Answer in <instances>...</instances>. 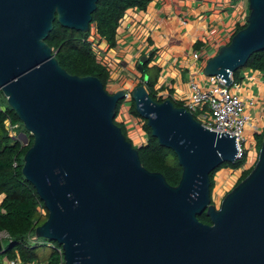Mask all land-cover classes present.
<instances>
[{
	"label": "water",
	"instance_id": "1",
	"mask_svg": "<svg viewBox=\"0 0 264 264\" xmlns=\"http://www.w3.org/2000/svg\"><path fill=\"white\" fill-rule=\"evenodd\" d=\"M97 3L0 0V88L34 138L23 174L49 212L36 236L57 242L65 264H264V131L253 170L217 207L210 174L239 158L236 137L139 84L131 99L183 172L173 186L148 170L116 123L127 91L111 93L96 76L70 74L46 42L56 20L89 31ZM248 3L247 26L204 67L227 85L264 50V0ZM148 61L139 60L143 74ZM19 136L28 142L27 133ZM203 212L211 224L198 218Z\"/></svg>",
	"mask_w": 264,
	"mask_h": 264
},
{
	"label": "trees",
	"instance_id": "2",
	"mask_svg": "<svg viewBox=\"0 0 264 264\" xmlns=\"http://www.w3.org/2000/svg\"><path fill=\"white\" fill-rule=\"evenodd\" d=\"M152 1L98 0L89 31L67 28L56 20L46 42L51 46L59 63L67 72L79 76H96L107 88L112 69L94 49V40H98L99 43L104 42L109 49L115 48L118 29L128 10L135 8L145 10ZM246 26L247 23L238 24L231 39ZM231 39L227 44L231 42ZM196 48L200 49V44L197 43ZM154 57L153 52L150 54L149 61L144 64L145 73L142 76V83L146 85L150 95L155 100L171 99L177 106L182 107L183 102L175 100L172 94L167 97L159 95L156 86L161 75V68L149 65ZM244 71H260L264 74V50L255 52L244 68L233 73L236 83L245 79ZM145 75H148L147 81H145ZM130 101L129 112L134 118L142 120V129L147 135L144 143L141 145L134 144L139 150L143 165L148 170L163 173L169 184L178 185L183 169L176 153L172 149L162 146L159 140L152 135L147 121L138 113L134 100L131 99ZM124 103L125 100L119 102L117 116L120 114ZM194 117L197 118L196 115ZM116 123L122 128L127 139L133 142L129 136L127 124L117 119ZM16 124L19 126L14 130V136L10 125ZM22 132L29 136L27 143L17 137ZM255 139L257 147L260 149L263 132L256 134ZM33 142V136L25 129L23 122L15 110L10 107L0 88V233L7 232L9 234L7 239L9 243L7 247L5 246V255L8 259L18 258L22 264H65L62 247L57 242L50 241L52 244H48L49 240L36 236V228L48 219L49 212L34 185L23 174L24 156ZM248 159L249 150H244L242 156L235 162H224L212 171L210 174L212 192L217 183L216 174L221 169L242 170L236 185L245 179L257 162L256 158L253 166L245 168ZM198 218L206 224L212 223L206 212L200 214ZM34 237L37 238L34 239ZM43 247L47 248L46 252L42 251Z\"/></svg>",
	"mask_w": 264,
	"mask_h": 264
},
{
	"label": "crops",
	"instance_id": "3",
	"mask_svg": "<svg viewBox=\"0 0 264 264\" xmlns=\"http://www.w3.org/2000/svg\"><path fill=\"white\" fill-rule=\"evenodd\" d=\"M246 6V0H153L145 10H128L118 29L116 47L109 49L100 43L104 61L112 69L108 91L115 93L142 84L139 60L144 55L150 58L154 52L149 65L161 68L156 86L159 95L189 97L190 79L203 78L207 61L203 54L195 59L194 53L209 49L210 57L215 55L221 47L216 40L230 31L233 34L239 16L248 11ZM197 43L200 49L196 48ZM247 76L244 88L237 91L243 98L255 101L250 111L258 118L262 116L259 100L264 96L263 73L254 71ZM120 112L118 121L127 122V126L135 123L128 107L123 106ZM145 137L139 139L140 144L146 141Z\"/></svg>",
	"mask_w": 264,
	"mask_h": 264
},
{
	"label": "built area",
	"instance_id": "4",
	"mask_svg": "<svg viewBox=\"0 0 264 264\" xmlns=\"http://www.w3.org/2000/svg\"><path fill=\"white\" fill-rule=\"evenodd\" d=\"M248 17L249 13L246 12L245 14H243L240 21L244 20L246 24L247 22L245 18L248 21ZM94 42V49L100 55L103 52L102 47L98 40H94ZM201 54H203V56H205L207 60L210 58L209 49H202L195 52L194 58L200 59ZM246 74L248 75L249 73ZM247 75L245 76V79L248 78ZM231 79L232 84L227 85V81L219 77V75L207 76L204 74L202 79L191 77L190 84L192 87V94L187 98H178L173 95L172 97L175 100L182 101V107H185L193 115H196V119L199 120L207 128L220 133L227 132L231 136H235L239 149L238 157H241L244 150H248L245 147V144L248 140V135L250 136L248 131H253L251 140L249 141L250 144H252L253 141L255 142V144H257L255 135L264 131V125L262 126V128H260L263 118L261 116H259L258 118L254 117V115L250 111V108L253 107L255 101L243 98L237 91L242 87L244 80L241 82V84L236 83L234 81L233 74H231ZM125 90L127 91V99L125 100V102H127L131 100V93L133 88H128ZM160 96L167 97L170 96V94H163ZM18 126V124L10 125V129L13 132L14 136V130ZM6 238H9V234ZM35 238L37 237H34V239ZM47 243L52 244V242L50 241H48ZM0 264L22 263L18 258L8 259L6 257L4 262Z\"/></svg>",
	"mask_w": 264,
	"mask_h": 264
},
{
	"label": "rangeland",
	"instance_id": "5",
	"mask_svg": "<svg viewBox=\"0 0 264 264\" xmlns=\"http://www.w3.org/2000/svg\"><path fill=\"white\" fill-rule=\"evenodd\" d=\"M246 1H247L246 8L248 9V11L246 10L244 12V14L246 12H248V13L250 12L249 11L248 0H246ZM242 16H243V14L241 16H239L238 22L236 23V25H235V27L233 29L234 31L237 28L238 24H240V25H244L245 24L244 20L240 21ZM245 20L247 22L246 18H245ZM234 31H233V33H234ZM231 34H232V32L230 31L227 36L221 35L216 40V43L218 45H221V46L226 45L231 39ZM103 53H104V51H103ZM100 57H102L104 59L106 58L105 56L102 55V53L100 54ZM205 64H206V62H205ZM246 73H249V71H244L243 75H245ZM263 79H264V74H263ZM240 84H241V82H240ZM244 86H245V84L242 85V88H244ZM261 89H262V91L264 93V86L263 85H262ZM259 101H258L259 104H260L259 107L262 109L261 110V112H262V116L261 117L263 118V121L261 122V127H260V128H262V126L264 125V96H263V100L262 101L259 100ZM130 103H131V101H127V102H125L123 104V106L128 107V106H130ZM128 111H129V108H128ZM116 119L120 120V116L118 115ZM134 122L135 123H132L131 125L128 126L129 136L133 140L135 145H141L140 144L141 142L139 141V139L142 138L143 136H147V135L145 134L144 130L142 129V120L139 119V118H135ZM248 133L250 134V136L248 135V138H247L248 140H247V142L245 144V147L249 150V159H248L247 164L245 165V168H250L251 166H253L255 164V160L257 158L258 152L260 151V149L257 147V144H255L254 141H253L252 144H250V142H249L251 140V136L253 134V131L249 130ZM19 134H18L17 137L24 142V140L22 138H20ZM144 141L145 140H143V142ZM241 172H242V170L233 171V170H230V169H221V170H219L217 172V174H216L217 183H216V186H215V188L213 190V193H212L213 194V201H214V203L216 204L217 207L221 206V203H222L224 197L227 195V193H229L234 188V186L236 185L239 177L241 176ZM0 201H1V196H0ZM7 236H8V234L6 232L0 233V239H1L4 247L5 246L7 247L8 243H9L7 238H6ZM42 251L46 252L47 248L43 247ZM5 258H6L5 253H1L0 254V263H3Z\"/></svg>",
	"mask_w": 264,
	"mask_h": 264
},
{
	"label": "flooded vegetation",
	"instance_id": "6",
	"mask_svg": "<svg viewBox=\"0 0 264 264\" xmlns=\"http://www.w3.org/2000/svg\"><path fill=\"white\" fill-rule=\"evenodd\" d=\"M249 4V3H248Z\"/></svg>",
	"mask_w": 264,
	"mask_h": 264
}]
</instances>
